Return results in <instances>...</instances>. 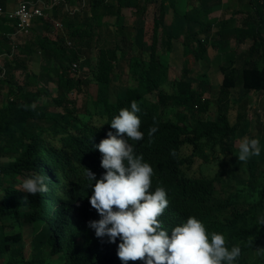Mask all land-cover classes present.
I'll return each instance as SVG.
<instances>
[{
    "label": "trees",
    "instance_id": "trees-1",
    "mask_svg": "<svg viewBox=\"0 0 264 264\" xmlns=\"http://www.w3.org/2000/svg\"><path fill=\"white\" fill-rule=\"evenodd\" d=\"M8 1L0 0V7L12 9ZM66 1L73 6L81 0ZM134 1L116 0L113 4L108 0H93L91 15L81 11L69 16L55 10L54 17L58 13L62 16L65 36L52 40L43 35L44 31L51 30V25L37 19L32 34L18 48L24 58L16 64H6V76L0 79V159H13V162L0 164V264H112L106 250L90 243L83 228L85 209L78 200L86 184L81 161L89 159L85 156L89 140L99 130L92 123V115L110 121L116 113L101 94L113 70L111 61L115 60V50L99 51L95 78L100 92L92 110L81 119L74 116L73 110L66 109L64 116L54 110L58 109L59 100L51 98V103L42 105L39 95L31 93L33 84L50 78V67L57 75L60 99L74 88L76 82L65 73L59 75L58 70L65 71L71 61L92 50L96 46L95 35L102 27L133 54L127 60L128 74L137 78L138 87L135 91L122 92L120 105L132 98L145 113L146 137L140 151L156 166L158 182L172 197L174 220L179 222L188 215L198 216L209 229L224 232L230 240L244 247L236 264H260L251 246L254 238L264 244V228L258 226V219L264 218V148L258 156H251L244 163L237 160L239 150L233 144L242 136L260 141L262 128L246 120L242 109H238L230 124L226 107L230 102L229 82L236 72L243 74L246 90H264V71L250 69L249 59H230L227 68L221 69L222 85L209 99L204 98L205 75H192L188 55L202 61L209 40H198L195 28L200 27L207 36L209 29L186 9L184 1L170 0L171 8L152 20L147 43L143 40V21L138 9L132 12L137 20L135 24L121 23L123 9L138 8ZM179 8L182 10L178 11ZM96 16H114L115 20L100 22L95 20ZM11 31L9 23L0 18V55L9 53L6 34ZM179 35L183 36L180 43L177 42ZM67 41L71 46H67ZM192 43L196 45L192 47ZM212 46L219 54L227 53V36L218 31L212 36ZM175 49L182 58L181 68L178 76L170 77L169 64L175 57ZM16 70L24 75L22 85L14 80ZM40 84V89H44V81ZM150 95L155 101L149 99ZM253 116L259 115L254 112ZM28 124L31 127L26 129ZM154 126L157 131L147 136ZM44 129H48L52 139L63 134L59 147L41 138ZM186 146L204 164L217 162L212 180L197 179L181 170L178 155ZM20 153L24 156L20 163H24L27 170L48 178L46 194L30 196L14 188L19 176L16 160ZM214 181L220 184L219 190L215 189ZM47 217L57 231L59 250L51 246L54 240L49 238L47 230L42 228V233L38 232L37 224ZM25 226L30 229L28 261L21 255ZM9 228L13 232H8ZM226 246H229L227 242ZM47 254L58 258L53 262L45 261L42 257Z\"/></svg>",
    "mask_w": 264,
    "mask_h": 264
},
{
    "label": "clouds",
    "instance_id": "clouds-1",
    "mask_svg": "<svg viewBox=\"0 0 264 264\" xmlns=\"http://www.w3.org/2000/svg\"><path fill=\"white\" fill-rule=\"evenodd\" d=\"M18 1H15L13 8L17 5ZM139 2V0L134 1L138 6V8L133 7L136 10L141 9ZM92 3L93 0H81L72 6L66 0H61L59 5L51 11H41V15L34 19L31 30L34 27L35 21L42 19L51 25V30L48 32L44 31L43 35L55 40L57 37L52 38L51 35L62 31L61 35L65 36L62 16L58 13L54 17L53 11L59 10L62 14L69 16H74L81 11L91 15ZM161 7H163L162 10L160 9ZM12 9L5 11H11ZM143 10H145V5L142 8V12ZM163 10L167 11L168 9L165 1L161 0L155 12V18ZM120 15L122 16V11ZM8 23L13 31L14 24ZM31 34L32 32L30 31ZM197 39L204 42L206 39L212 40V37L207 36L206 38L200 37ZM8 43L9 53L4 52L0 57L10 54L11 47L9 40ZM66 44L67 46H71L68 41ZM195 45V43H192V47ZM207 46L208 43L205 45L204 53L206 52ZM18 48L13 55L14 60L2 62L3 66H0V79L6 76V64H16L17 60L24 58L21 53H18ZM93 49L96 51V56L93 66H91L88 55ZM106 49L115 50V60L111 61L113 70L108 75V83L102 89L101 94L116 113L110 121L105 117L99 118L97 115H92V123L99 130L89 140V148L85 152V156H88L89 159L81 161L86 184L84 194L79 198L78 203L82 204L85 209L86 214L83 218V228L88 234L90 243L97 246L100 250H106L112 264H236L238 258L241 256L242 250L244 251V247L239 242L230 240L222 231L209 229L206 223L196 215H188L179 222L174 220L173 212L175 208L172 197L162 187V184L158 182L156 166L146 159L140 151V146L144 143L146 137L143 130L145 113L138 106L137 101H132V98L126 104L120 105L122 102V92L135 91L138 87V81L135 76L128 74L127 60L133 54L131 51L124 49L116 38H96V46L92 50L79 59L71 61L65 71L62 69L58 70L59 75L65 73L68 79L76 82V86L65 92L61 99L57 75L55 70L52 69L53 67L49 68L50 78L40 80L38 83L33 84L31 93L36 92L39 97L41 92L48 94L45 89H40L42 85L40 83L44 81V86L42 87L53 84L52 99L53 101H60V104L56 105L61 116H64L66 109H69L74 111V116L81 119L87 111L92 110L93 104L98 98L100 88L95 76L99 60V51ZM262 50H264V41L256 35L253 44L249 48V51L254 53V55H251L252 58H248L250 64H252L250 69L264 71V59L253 58V56H262L264 58V53L261 52ZM173 54L177 58L178 54L176 49L173 50ZM190 57L192 61H190ZM6 58L8 57L5 56L3 59ZM123 62L126 86L112 89V81L121 71ZM188 62L190 65L196 63L204 66L206 63L205 54H203L202 61L200 62L196 61L194 56L189 54ZM85 66H88L91 71V79L89 81H84L77 75V67L81 69ZM227 66L228 64L220 65V72L222 68H227ZM16 71H19L23 76L21 82L16 79ZM16 71L13 73L14 80L18 85H22L24 75L21 70ZM199 75H205V73L202 72ZM221 75L222 80L220 86L224 79L222 72ZM90 82L96 85V95L95 97H88L83 105L82 111H79L68 96L75 90H80L82 86L88 85ZM37 88H39L38 91H36ZM33 89L35 90L32 91ZM111 90L112 93H110ZM234 90H238L236 92L237 97L241 95L248 96L249 101H244L242 103L244 104L243 106L234 109L233 122L238 109H242L244 110L246 120L253 124H258L259 116H253V113L264 111V90H246L244 88L243 74H240V72H236L230 79L227 92L230 94ZM203 97L208 99L204 93ZM226 110L229 112L228 107H226ZM233 122H230V124H233ZM156 131L157 127L154 126L149 130L147 136L151 137ZM41 133L42 139L47 141L51 140L55 147L60 146L59 139L63 137V134H58L52 139L48 129H44ZM240 139L242 140L239 142L237 148L239 153L238 157H236L239 162L246 163L251 156H258L260 151H263L264 133L260 137V141L255 138H249L248 136L237 138L234 141V147L235 142ZM23 158V154L20 153L18 155V163ZM194 159L197 158L191 154V151L186 157H183L180 152L178 162L181 170L188 172L184 169V164H191ZM19 169L18 167V172ZM203 172L200 170V174L196 178L213 179V175H205ZM46 180L48 178L45 175L33 172L29 178L22 181L20 187L23 193L30 196L46 194L49 191L48 184L45 182ZM213 185L216 190L220 189L218 182L214 181ZM41 219L42 223L37 224L38 232L42 233L41 229L43 228L49 232V238L54 240V245L47 243L46 240H43L44 243L54 246L59 250L57 231L55 232L54 230L52 220L49 217ZM258 226L259 229L264 228L263 217L258 219ZM9 232H13L11 228H9ZM226 242L229 246H226ZM251 249L257 261L260 264H264V244L259 239L254 238ZM42 258L45 261L53 262L58 256L54 255L49 257V254H47L43 255ZM28 260L30 259H25V261Z\"/></svg>",
    "mask_w": 264,
    "mask_h": 264
},
{
    "label": "crops",
    "instance_id": "crops-1",
    "mask_svg": "<svg viewBox=\"0 0 264 264\" xmlns=\"http://www.w3.org/2000/svg\"><path fill=\"white\" fill-rule=\"evenodd\" d=\"M155 8L151 14L152 20L155 18V12L158 8L161 0H147ZM167 4V9L171 8L170 0H164ZM172 1V0H171ZM185 2L186 9L191 11L200 21L203 23L204 28L209 29L208 37H212L218 31H222L227 36V42L229 45V51L224 54H219V52L212 46V40H209L208 47L212 49L211 57L207 56V48L205 54L206 63L204 66L193 63L191 69L193 72V66L199 65L201 67V73H205L203 78L205 82V92L204 95H207L208 99L212 96L213 93L217 92L221 82L218 85H212L206 74V68L208 64L220 65L228 64V60L234 59H248L252 58V53L249 51V48L254 42L255 36H259L264 41V0H181ZM139 7L141 8L139 14L143 19L142 8L144 4L139 2ZM133 9V12L136 13V9L133 7H126ZM182 8H179L178 11H181ZM123 16V15H122ZM114 18V17H109ZM136 18V17H135ZM168 18V15L166 16ZM114 21V19H113ZM197 36L196 38H206L207 34L202 32L200 27H196ZM211 39V38H208ZM183 40V36L179 35L177 42L180 43ZM244 45L248 47L247 51H242V48L238 45ZM261 52L264 53V50ZM259 54V53H256ZM177 58L182 61V58L177 55ZM255 59H264L262 56L256 57ZM32 68V66H30ZM198 75V74H197ZM234 90L229 94L230 102L227 107L229 109L228 116L230 122H233L235 112L231 113L230 109H237L239 106H243L244 101H249V97L245 96H236Z\"/></svg>",
    "mask_w": 264,
    "mask_h": 264
},
{
    "label": "rangeland",
    "instance_id": "rangeland-1",
    "mask_svg": "<svg viewBox=\"0 0 264 264\" xmlns=\"http://www.w3.org/2000/svg\"><path fill=\"white\" fill-rule=\"evenodd\" d=\"M16 0H10L8 1V5L12 6L13 4H15ZM110 3L115 4L116 0H108ZM141 3H143L145 5V10L143 13V40L146 41L147 43H149V38H150V34H151V28H152V17L151 14L153 12V10L155 9L153 7V5L151 3H149L147 0H139ZM17 10V5L14 6V8L11 11H7L6 13H16ZM133 9H123L122 10V15H123V21L121 23L123 24H129V25H133L137 22L134 14L132 13ZM1 19H5L7 22L12 23L9 19L6 18H1ZM114 18H109V17H102V16H96L95 20L100 21V22H111ZM113 29V28H111ZM53 32V31H52ZM62 34V31L53 33L51 35L52 38H56L59 35ZM100 37H106V38H110L112 37V35L107 31V29L105 27H102V29H100V33L95 35V38H100ZM238 47L242 48V51H247L248 47L244 46V45H238ZM212 55V49L210 47L207 48V56L211 57ZM90 58V65L93 66L94 63V59L96 56V51L93 49L91 51V53L88 55ZM17 57V56H16ZM6 60H9L8 58L6 59H2L1 62H6ZM190 61H192V58L190 57ZM180 68H181V62L180 59L174 57L172 59V61L169 64V74L170 77H174V76H178L180 73ZM201 73V67L199 65H194L193 66V72L192 75H197ZM206 74H207V78L209 80V82L212 85H218L221 80H222V75L221 72L218 68V65L215 64H208L207 68H206ZM77 75L84 81H89L91 79V71L90 68L88 66H85L83 68H79L77 67ZM16 79L21 82L22 81V74L19 71H16L15 73ZM126 86V79H125V74H124V62L122 63L121 66V71L118 73L117 77L115 79H113L112 81V89L113 88H122ZM53 84H49L46 87H43L48 94H45L43 92H41L40 94V103L42 105H47L49 103H51V98L53 97ZM35 89H33L32 91H34ZM110 93H112V90L110 91ZM96 95V85L93 82H90L88 85H84L80 88V90H75L74 92H72L71 94H69V99L75 104V107H77V109L79 111H82L83 105L86 102L88 97H95ZM207 96V95H205ZM149 99H151L152 101H155V98L150 95ZM56 111H59V109H54ZM230 112L233 113L234 110L230 109ZM257 115H259V120H258V125L260 128H262V133H264V111L262 110L260 113H257ZM249 118V115H248ZM26 129H29L31 127V125H26L25 126ZM243 139V138H242ZM237 140L235 142V147L238 148L239 142L242 140ZM234 146V144H233ZM190 154V148L189 147H183V149L181 150V155L183 157H186ZM220 159H223V155H220ZM9 162H13V159H8V158H1L0 159V164L1 165H6ZM23 162V160H22ZM217 162L215 163H210V164H204V162H202L200 159H194L191 164H184V169L187 170L191 175L193 176H199L200 174V170L204 171L203 173L205 175H211L213 171L215 170V166H216ZM16 165L17 168L19 167V176L16 177V184L14 186V188L16 190L22 191L20 185L22 183V181L26 178H29L33 172L31 170H27L24 166V163H18V159L16 160ZM206 165V166H203ZM2 177V173L0 172V178ZM9 232V229L7 230ZM30 233V229L28 228V226H25L23 231H22V235H23V249L21 250V255L23 258L27 259L31 253V248H30V238L27 237L28 234ZM18 248V247H16Z\"/></svg>",
    "mask_w": 264,
    "mask_h": 264
},
{
    "label": "built area",
    "instance_id": "built-area-1",
    "mask_svg": "<svg viewBox=\"0 0 264 264\" xmlns=\"http://www.w3.org/2000/svg\"><path fill=\"white\" fill-rule=\"evenodd\" d=\"M61 0H19L16 13H6L0 7V18L9 19L13 25V31L6 35L10 42V54L0 57V66H3L1 60L7 56L9 60H14L16 49L25 43V39L30 36L31 27L35 18L41 15V11H51Z\"/></svg>",
    "mask_w": 264,
    "mask_h": 264
}]
</instances>
